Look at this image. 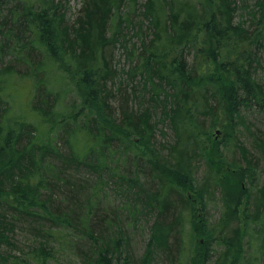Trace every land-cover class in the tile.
I'll return each instance as SVG.
<instances>
[{
    "label": "trees",
    "instance_id": "trees-1",
    "mask_svg": "<svg viewBox=\"0 0 264 264\" xmlns=\"http://www.w3.org/2000/svg\"><path fill=\"white\" fill-rule=\"evenodd\" d=\"M202 1L203 7L167 1L156 9L149 0L146 16L154 36L133 44L130 55L136 56V70H141L144 86L151 87L152 98L164 96V104L151 108L141 102L139 109H129L122 91L117 117L111 102L121 83L112 59L116 42L129 50L120 30V24L131 22L122 18L127 0H82L70 21L60 0H0L1 262L46 264L70 248L84 264H142L129 250L118 213L110 205L102 208L105 192L100 188L109 181L114 193L118 190L127 202L151 211L147 252L150 259L155 252L171 262L180 246V224L194 214L189 193L199 179L197 159L210 169L198 192L203 205L212 199V187L226 181L222 166L232 168L237 182H254L258 170L264 174V127L248 118L255 109L264 111L259 77L264 69V0L245 6L251 0ZM240 1L242 15L235 22ZM244 15L250 16L249 26ZM22 81L32 87L25 102L17 100L24 106L15 114L12 100L24 95L18 89ZM79 82L81 101L65 103ZM159 107L174 133L161 148L152 142L159 123L152 119ZM226 123L229 139L223 144L243 135L248 140L237 144L240 153L232 162L221 153L222 144L208 145L204 139ZM138 143L150 152L151 161ZM217 155L221 160L212 162ZM258 192L254 206L263 209L264 184ZM17 228L30 232L37 244L32 258L10 261L2 248H19L12 241ZM197 229L205 236L206 254L214 232L206 226ZM227 244L219 264H233L234 243ZM144 260L147 264V255Z\"/></svg>",
    "mask_w": 264,
    "mask_h": 264
},
{
    "label": "rangeland",
    "instance_id": "rangeland-1",
    "mask_svg": "<svg viewBox=\"0 0 264 264\" xmlns=\"http://www.w3.org/2000/svg\"><path fill=\"white\" fill-rule=\"evenodd\" d=\"M60 1L62 3L61 7L66 21L73 20L82 6V0ZM167 1H173L176 6L180 4L178 3L179 1L188 4H197V7H203L205 4L202 0H152V3H156V9H162L167 6ZM254 2L255 0L246 1L243 6L253 5ZM147 3H149V0H127L122 8V11L124 12L122 15L123 21L124 18L127 19L126 17H128L131 22L128 23V21H125L123 24H120V30H123H121V34L126 35L124 40L125 43H128L129 50L120 46L119 42H116V46L113 48L112 66L118 73L117 83H121L120 87L118 86L114 88L118 94L111 102L117 117H120V110L122 109L119 104V99L121 98L119 92L122 93V91L128 95L129 109H139L141 102L143 106L145 104V106L151 108H158V105L164 104V96L158 99L155 96L152 98L151 87L148 86V88H146L144 86L141 70H136L138 69L136 56L133 58L130 55L133 44L140 43L141 39L146 40L154 36V26H152L150 18L146 16ZM238 4L239 9L235 13V16L237 15L235 22L239 21L242 15V2L240 1ZM244 17H249L247 18L248 22H246V26H249L250 16L244 15ZM166 19L167 15H164L161 22L164 23ZM163 23L162 25H164ZM193 57L194 53L189 56V60L192 61ZM215 70L216 69H213L212 71ZM132 71L136 73H133ZM259 73L261 83L264 84V69L259 71ZM31 87L32 85L28 82L22 81L20 83L18 89L24 93V95L17 98L14 97L12 100V109L15 114H17L18 107H21L22 105L24 106L23 102H25V99H28ZM78 87H82L80 82L77 83L76 91L74 89H69V92L65 96V103L71 102L74 99H76L77 103L81 101L79 95L84 93V89L82 88V93H78ZM207 94L210 97V94ZM210 99L212 100L210 102L215 105V102L213 101L214 99L211 97ZM17 100L23 102L17 103ZM2 103L5 102L2 101ZM143 106L142 109H144ZM160 107L162 108V106ZM161 108L156 109V118L152 119L154 124L159 121L155 128L152 142L160 148V144L168 142V139L174 138V133L170 127L168 118L164 120L161 118ZM255 110L249 114L248 118L255 126L264 127V111ZM121 116L123 117V115ZM206 120L211 121L210 117ZM227 126L228 124L225 125L224 128L222 125L217 126L213 129L211 135L204 137V139L208 145H215L216 143H219L220 145L222 144L220 148L221 153L224 158L226 157V161L232 162L237 160V156L240 153L237 149V144H240L241 142H246L248 144V140L245 138L246 136L243 135L242 138H238V140L233 141V143L228 144V146L227 144H223L226 139H229L226 135ZM162 130L166 132V136L162 134ZM138 144L145 151V146L140 143ZM161 153L163 154V152ZM145 159L152 160V156L147 150L145 151ZM197 160L199 166V179L193 183L194 189L190 190L189 193L193 203H195L194 214H192L191 219H189L193 220V223L189 222L187 219L186 221L183 220L180 224L181 226L178 232L180 237V248L178 247L171 262L164 261L162 256L155 252L152 253V259H150V254L147 252V246L151 238V225L154 217L151 216V213H148L151 211L142 209V204L138 206L135 205L134 202H127L128 197L123 196L118 190L114 193L110 188V185L112 184L111 181H109L110 184L106 183V185L102 186L103 188H100L105 192L104 197H101L103 198V200H101L102 208L106 210L110 205L111 208H114L113 210L118 213V217L121 219V228L123 230L125 229L128 240H130L129 250H131L135 260L142 264L145 261L144 259L146 255L148 259L147 264H219V261L221 262V259L225 256V251L228 250L227 243H234L235 253L232 257H229V260L231 262L233 261V264H264V208L258 209L254 206V196L264 184V174L262 171L260 172L258 170L254 182H249L247 179L237 182L232 181V168L228 165L222 166L223 172L220 174L221 177L222 175L226 177V181L221 180V185H217V187H214V185L212 187V190H210L212 199L207 197L206 204L203 205L200 203L198 192L207 182L210 169L207 168V165L204 166L207 164H204V159H200V161L199 159ZM216 160L220 161L221 158L218 157V155L217 157L214 156L212 162L216 163ZM238 184L242 185V189H240ZM257 196L262 198V196L259 195V192ZM199 226H206L208 230L214 232V240L210 241L206 254H204L206 239L197 229ZM12 241L16 242L19 248L15 247L12 249V247L6 248V246L5 248H2L3 254L10 255V261L16 260L14 257L28 259L33 257L31 251L37 242L32 241V235L30 232L17 228L12 234ZM225 241L227 243H224ZM55 255L56 257H51L46 264H84L82 258L74 254L70 248L62 249L56 252ZM205 255L207 256V260L204 262ZM29 261L33 264H40L36 261L34 262L32 259ZM0 264L5 263L0 261ZM6 264H11V262Z\"/></svg>",
    "mask_w": 264,
    "mask_h": 264
}]
</instances>
